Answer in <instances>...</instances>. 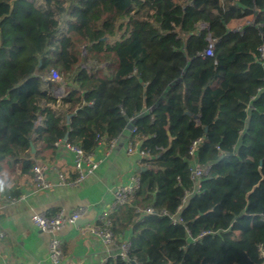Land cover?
Masks as SVG:
<instances>
[{
  "label": "trees",
  "instance_id": "obj_1",
  "mask_svg": "<svg viewBox=\"0 0 264 264\" xmlns=\"http://www.w3.org/2000/svg\"><path fill=\"white\" fill-rule=\"evenodd\" d=\"M127 124L148 152L133 199L109 215L129 259L262 264L264 0H0V177L5 159L32 177L57 143L91 153ZM203 136L197 190L188 153Z\"/></svg>",
  "mask_w": 264,
  "mask_h": 264
},
{
  "label": "crops",
  "instance_id": "obj_2",
  "mask_svg": "<svg viewBox=\"0 0 264 264\" xmlns=\"http://www.w3.org/2000/svg\"><path fill=\"white\" fill-rule=\"evenodd\" d=\"M248 19L231 20L226 25L227 31H239ZM56 94L60 97L58 89ZM128 139V131L122 133L114 141L99 169L77 185H73L76 173L72 166V155L65 149L64 141L57 143L49 160L36 163L45 168V176L52 184L50 189L43 191L36 188L33 177L20 175L18 165L5 159L1 163L0 177L3 183L0 188V232L3 233L0 239V264H50L47 255L51 236L34 230L30 216H49L60 210L69 214L80 207L85 209L80 219L81 225H68L57 234L64 254L60 264H105L112 259L118 252L119 240L106 245L95 235H82L79 227L98 222L101 214L108 211L115 188L136 171L134 158L125 154ZM105 144L93 150L95 156L105 155L108 149ZM33 149L31 154L36 152ZM59 176L63 178L62 182ZM15 193H18L17 197L13 196Z\"/></svg>",
  "mask_w": 264,
  "mask_h": 264
},
{
  "label": "built area",
  "instance_id": "obj_3",
  "mask_svg": "<svg viewBox=\"0 0 264 264\" xmlns=\"http://www.w3.org/2000/svg\"><path fill=\"white\" fill-rule=\"evenodd\" d=\"M247 23V22H246ZM212 49L210 47L204 51V56H211ZM50 80L53 82L55 87L58 90H62L63 82L62 79L58 76L57 73L53 72L50 75ZM90 104H86L89 107ZM130 134L135 132L134 128H131L129 131ZM203 140H207V136H203L193 140L190 144L189 148V157H190V166L189 173L190 179L194 182V185L197 190L200 188L201 181L210 173V164L201 165L197 163V148ZM138 139L137 136L133 140L126 141V151L125 154L128 157L134 158V166L136 171L133 172L127 180L118 185L113 192V199L111 205L107 212L101 214L98 222L103 224L99 225L96 222L93 225H82L79 227L80 233L82 235L92 234L101 238L103 242L107 244H111L114 240L112 233L109 230V214L114 212L115 210L128 205L130 201L133 199L135 193L139 188V171L142 167V160L148 157V152L140 150L138 147ZM106 143L108 145V149L104 156H95L94 152L84 153L79 147L65 144L64 147L67 151H69L72 155V166L73 170L76 173V179L73 182V185H77L80 181L85 179L88 175L95 173L99 167L104 163L106 157L109 155L111 148L114 145V141L103 142L99 141L97 147ZM105 144V145H106ZM45 168L40 164H35L33 167V182L38 190H48L52 187V184L47 180L45 173ZM60 181H63L61 176ZM85 209L80 207L69 214H65L63 211H58L53 215H44V214H32L30 216V224L34 228V230L49 234L51 236L48 243V255L47 259L50 264H60L63 260V247L62 242L58 238L57 234L66 226L74 225L81 217L84 215ZM135 214L138 215H148L152 214L151 208H146L144 210L135 209ZM162 215H167L165 211L161 212ZM171 219V223L173 225L180 223V219L177 215L169 216ZM187 232V227H184ZM205 233L202 232L197 237L201 238ZM3 238V233L0 232V239ZM130 249V242L127 238L123 239L120 243H118V252L113 258H120L123 261L129 262L130 264H138L134 258L129 259L128 253ZM264 247L259 248L260 257H263Z\"/></svg>",
  "mask_w": 264,
  "mask_h": 264
},
{
  "label": "water",
  "instance_id": "obj_4",
  "mask_svg": "<svg viewBox=\"0 0 264 264\" xmlns=\"http://www.w3.org/2000/svg\"><path fill=\"white\" fill-rule=\"evenodd\" d=\"M59 92H60V95H61V94H62V90H59ZM131 128H132V125H131V124H127V126H126V130H127V131H130ZM65 139H66V138H65ZM65 139H64V140H65ZM30 151H31V152H34V149H33L32 146H30ZM81 223H82V222H81L80 220H78V221L75 223V225H76V226H79V225H81Z\"/></svg>",
  "mask_w": 264,
  "mask_h": 264
},
{
  "label": "rangeland",
  "instance_id": "obj_5",
  "mask_svg": "<svg viewBox=\"0 0 264 264\" xmlns=\"http://www.w3.org/2000/svg\"><path fill=\"white\" fill-rule=\"evenodd\" d=\"M246 22H247V21H246ZM262 258H263V260H264V251H263V257H262ZM262 264H264V262H263Z\"/></svg>",
  "mask_w": 264,
  "mask_h": 264
},
{
  "label": "clouds",
  "instance_id": "obj_6",
  "mask_svg": "<svg viewBox=\"0 0 264 264\" xmlns=\"http://www.w3.org/2000/svg\"><path fill=\"white\" fill-rule=\"evenodd\" d=\"M0 188H2V182H0Z\"/></svg>",
  "mask_w": 264,
  "mask_h": 264
}]
</instances>
